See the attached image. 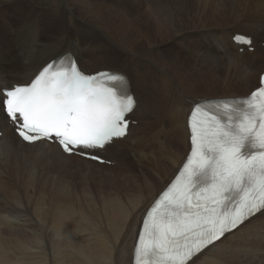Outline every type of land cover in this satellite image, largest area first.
Listing matches in <instances>:
<instances>
[{
	"label": "bare ground",
	"instance_id": "6f19581e",
	"mask_svg": "<svg viewBox=\"0 0 264 264\" xmlns=\"http://www.w3.org/2000/svg\"><path fill=\"white\" fill-rule=\"evenodd\" d=\"M19 4L30 7L14 18ZM3 13L0 89L27 83L71 51L90 72L129 75L139 123L108 146L114 164H100L44 140L23 142L0 95V264H133L145 212L190 148L192 105L246 95L259 83L264 0H0ZM237 32L256 38L253 53L240 52ZM91 53L123 66L86 67ZM194 261L264 264V212Z\"/></svg>",
	"mask_w": 264,
	"mask_h": 264
},
{
	"label": "snow or ice",
	"instance_id": "6c2138e0",
	"mask_svg": "<svg viewBox=\"0 0 264 264\" xmlns=\"http://www.w3.org/2000/svg\"><path fill=\"white\" fill-rule=\"evenodd\" d=\"M51 67L29 85L0 89L24 141L54 139L65 152L78 148L83 155L125 136L136 101L124 76ZM189 126L190 156L142 221L135 264H195L226 233L264 212V82L236 106L195 104Z\"/></svg>",
	"mask_w": 264,
	"mask_h": 264
},
{
	"label": "rangeland",
	"instance_id": "374dc122",
	"mask_svg": "<svg viewBox=\"0 0 264 264\" xmlns=\"http://www.w3.org/2000/svg\"><path fill=\"white\" fill-rule=\"evenodd\" d=\"M30 7V6H29ZM27 5H25V4H19V6L17 7H13L12 8V10H14L13 11V14L14 15H12L14 18L15 17H18V16H22V14L26 11V10H28V8H29ZM19 13H21V14H19ZM142 16H144V14L141 12L140 13ZM5 16H8V14H6V13H3V15H1V17H2V19H0V20H4L3 18H5ZM65 17H67V15L65 14ZM65 21H66V19H65ZM57 25L58 24H55L54 25V31L55 32H61L60 30H61V27H60V25L57 27ZM74 30V28L70 31V35L72 36H74L77 32H78V27H76L75 28V30ZM76 31V32H75ZM5 39V38H4ZM15 48V50H16V47H14ZM33 52L35 53L36 52V49H33ZM251 53H253L254 51H250ZM88 58H87V60H85V62H86V67H91V66H96V65H109V66H114V67H120V66H123V60L122 59H119L118 61L116 60V59H111V58H109V57H103V58H101L102 60H99V58H97V55L96 54H89V56H87ZM111 59V60H110ZM90 60V61H89ZM92 60V61H91ZM96 61V62H95ZM91 62V63H90ZM96 64H95V63ZM11 63V62H10ZM121 68V67H120ZM18 82H20V81H18ZM138 122H139V120H137ZM141 127V126H140ZM138 131V133L140 132V129H138L137 130ZM129 153H131V152H129ZM148 156H150V155H148ZM148 156H146V158L149 160L150 158H148ZM31 211H33V208H31Z\"/></svg>",
	"mask_w": 264,
	"mask_h": 264
}]
</instances>
